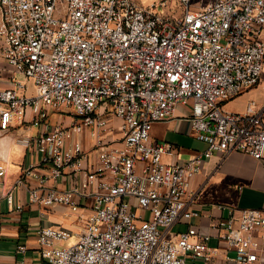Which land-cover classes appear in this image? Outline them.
Masks as SVG:
<instances>
[{
  "label": "built area",
  "instance_id": "1",
  "mask_svg": "<svg viewBox=\"0 0 264 264\" xmlns=\"http://www.w3.org/2000/svg\"><path fill=\"white\" fill-rule=\"evenodd\" d=\"M179 1L183 14L170 17L158 4L136 0H0V83L8 84L0 85V133L23 125L29 111L33 121L55 111L70 116L32 138V146L54 176L70 167L87 177L84 187L67 191L32 189L31 200L74 212L81 208L76 195L93 200L74 243L64 245L67 230L39 229L48 264H264V210L231 211L214 223L228 243L221 251L191 224L199 212L190 196L214 151L264 160L256 101L243 112L225 110L264 73V0H209L198 9ZM180 104L190 105L191 132L207 148L168 162L178 148L154 141L152 130ZM113 117L121 139L108 143L101 132ZM85 129L95 161L81 145ZM182 222L187 229L170 235Z\"/></svg>",
  "mask_w": 264,
  "mask_h": 264
},
{
  "label": "crops",
  "instance_id": "2",
  "mask_svg": "<svg viewBox=\"0 0 264 264\" xmlns=\"http://www.w3.org/2000/svg\"><path fill=\"white\" fill-rule=\"evenodd\" d=\"M0 85L8 84L1 82ZM252 100L256 101L264 115V73L256 87L225 102V106L230 112H243ZM190 114V105L180 104L171 119L154 124L153 140L169 142L178 148L176 156L165 157L168 162H184L207 148V144L191 132ZM62 120L69 123L72 119L60 113L58 121ZM56 123L51 121L50 116L45 121H33L29 111L23 125H14L9 132L0 133V264H48L40 254L39 229L54 226L69 231L71 237L65 242L68 245L77 241L86 226L92 198L76 195L81 205L77 212L63 204L44 207L31 200L32 189H38L42 194L52 187L67 191L85 186V172L75 173L68 167L54 176L52 164L44 162L41 153L32 146V138ZM119 126V119L111 118L101 132L102 139L108 143L119 141ZM80 141L89 152L90 161H95V141L88 129H85ZM95 188L96 185H91L87 190ZM190 196L192 207L199 212V216L191 219V224L211 234L210 243L224 251L228 243L219 239V231L213 225L228 217L231 211L237 216L244 208L264 210V160L238 151H214L206 157L202 170L192 179ZM187 227L184 222L176 224L172 228L176 229L172 236Z\"/></svg>",
  "mask_w": 264,
  "mask_h": 264
},
{
  "label": "rangeland",
  "instance_id": "3",
  "mask_svg": "<svg viewBox=\"0 0 264 264\" xmlns=\"http://www.w3.org/2000/svg\"><path fill=\"white\" fill-rule=\"evenodd\" d=\"M208 1L209 0H191L190 7L192 9L201 8ZM136 2L145 7H148L151 3H156L159 5V10L165 15H168L170 17H180L184 11V7L179 0H136ZM2 42H3V33L0 31V47L2 45ZM28 92L33 93V89L30 87ZM228 108H229L228 106H225V110L228 111ZM55 112L57 113L51 112L50 114V119L53 123H56L58 121L60 115V112L58 111ZM146 216H148V214H146ZM172 232L175 233L176 229H172L170 235L173 234ZM64 245L67 244L65 243Z\"/></svg>",
  "mask_w": 264,
  "mask_h": 264
}]
</instances>
